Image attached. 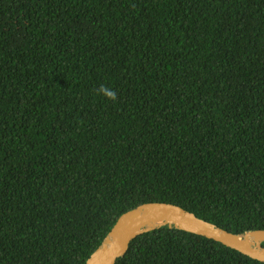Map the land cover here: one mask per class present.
I'll use <instances>...</instances> for the list:
<instances>
[{
	"label": "trees",
	"instance_id": "trees-1",
	"mask_svg": "<svg viewBox=\"0 0 264 264\" xmlns=\"http://www.w3.org/2000/svg\"><path fill=\"white\" fill-rule=\"evenodd\" d=\"M154 201L264 229V0H0V264H85ZM114 264L264 262L164 226Z\"/></svg>",
	"mask_w": 264,
	"mask_h": 264
},
{
	"label": "water",
	"instance_id": "water-1",
	"mask_svg": "<svg viewBox=\"0 0 264 264\" xmlns=\"http://www.w3.org/2000/svg\"><path fill=\"white\" fill-rule=\"evenodd\" d=\"M164 226L218 241L264 262V229L231 232L179 205L154 201L141 203L119 215L99 245L88 256L85 264H114L125 254L132 239Z\"/></svg>",
	"mask_w": 264,
	"mask_h": 264
},
{
	"label": "clouds",
	"instance_id": "clouds-1",
	"mask_svg": "<svg viewBox=\"0 0 264 264\" xmlns=\"http://www.w3.org/2000/svg\"><path fill=\"white\" fill-rule=\"evenodd\" d=\"M97 94H102L107 99L112 100L115 102L117 100V93L116 91L112 90L111 88L101 85L99 89H97Z\"/></svg>",
	"mask_w": 264,
	"mask_h": 264
}]
</instances>
